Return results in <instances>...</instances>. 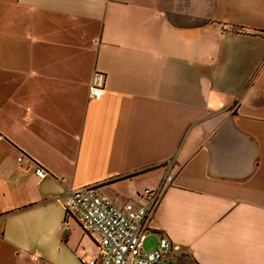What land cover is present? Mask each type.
<instances>
[{"label":"crops","instance_id":"obj_1","mask_svg":"<svg viewBox=\"0 0 264 264\" xmlns=\"http://www.w3.org/2000/svg\"><path fill=\"white\" fill-rule=\"evenodd\" d=\"M169 173L145 249L264 264V0H0V264H83L67 192Z\"/></svg>","mask_w":264,"mask_h":264},{"label":"built area","instance_id":"obj_2","mask_svg":"<svg viewBox=\"0 0 264 264\" xmlns=\"http://www.w3.org/2000/svg\"><path fill=\"white\" fill-rule=\"evenodd\" d=\"M89 87V96L98 98L104 91L103 75L95 74ZM23 155L18 157L22 161ZM37 175L45 170L37 165ZM169 173L158 189L144 190L138 202H126L122 206L114 203L95 186L86 185L70 189L66 195L67 209L78 215L83 230L97 233L98 254L93 258H82L83 264H170L179 247L169 237L161 235L152 249H145L144 243L150 233L149 216L155 210L163 188L170 182Z\"/></svg>","mask_w":264,"mask_h":264},{"label":"trees","instance_id":"obj_3","mask_svg":"<svg viewBox=\"0 0 264 264\" xmlns=\"http://www.w3.org/2000/svg\"><path fill=\"white\" fill-rule=\"evenodd\" d=\"M152 167H150V168H147V169H151ZM147 169H144V170H141V171H146ZM138 173V172H137Z\"/></svg>","mask_w":264,"mask_h":264}]
</instances>
